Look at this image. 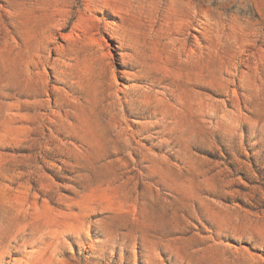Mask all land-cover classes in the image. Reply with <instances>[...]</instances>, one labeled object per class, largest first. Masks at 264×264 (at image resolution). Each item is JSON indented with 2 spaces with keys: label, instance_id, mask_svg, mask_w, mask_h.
<instances>
[{
  "label": "rangeland",
  "instance_id": "obj_1",
  "mask_svg": "<svg viewBox=\"0 0 264 264\" xmlns=\"http://www.w3.org/2000/svg\"><path fill=\"white\" fill-rule=\"evenodd\" d=\"M0 264H264V0H0Z\"/></svg>",
  "mask_w": 264,
  "mask_h": 264
}]
</instances>
